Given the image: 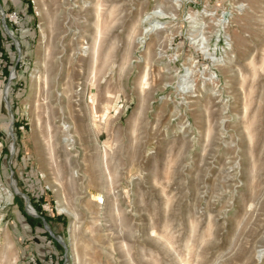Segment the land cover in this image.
<instances>
[{"label":"rangeland","instance_id":"rangeland-1","mask_svg":"<svg viewBox=\"0 0 264 264\" xmlns=\"http://www.w3.org/2000/svg\"><path fill=\"white\" fill-rule=\"evenodd\" d=\"M0 59V264H264V0H0Z\"/></svg>","mask_w":264,"mask_h":264},{"label":"built area","instance_id":"built-area-1","mask_svg":"<svg viewBox=\"0 0 264 264\" xmlns=\"http://www.w3.org/2000/svg\"><path fill=\"white\" fill-rule=\"evenodd\" d=\"M17 14V12L16 11H13L11 14H8V16L12 19L13 17L14 18H16L15 16H17L16 15ZM2 59H0V61H1Z\"/></svg>","mask_w":264,"mask_h":264}]
</instances>
